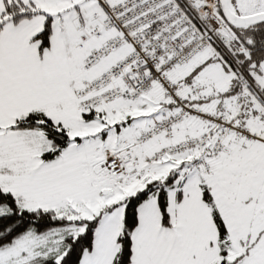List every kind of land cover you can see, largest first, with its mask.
<instances>
[{"label":"snow or ice","instance_id":"snow-or-ice-1","mask_svg":"<svg viewBox=\"0 0 264 264\" xmlns=\"http://www.w3.org/2000/svg\"><path fill=\"white\" fill-rule=\"evenodd\" d=\"M0 264H264V0H0Z\"/></svg>","mask_w":264,"mask_h":264}]
</instances>
